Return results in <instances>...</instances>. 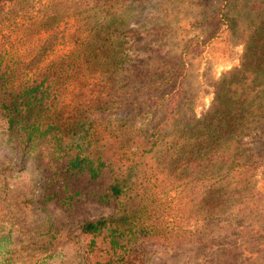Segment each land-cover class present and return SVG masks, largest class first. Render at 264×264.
I'll use <instances>...</instances> for the list:
<instances>
[{"label": "trees", "instance_id": "1", "mask_svg": "<svg viewBox=\"0 0 264 264\" xmlns=\"http://www.w3.org/2000/svg\"><path fill=\"white\" fill-rule=\"evenodd\" d=\"M142 1L48 0L35 9L36 0H12L0 6V25H13L15 36L0 50V116L22 160L38 159L47 185L43 202L70 209L87 200L112 209L82 224L88 238L83 264H144L143 243L195 242L188 223L213 227L232 213L243 217L246 201L258 198L255 173L262 161L246 141L264 137V0H244L240 7L220 0L210 19L244 37L243 53L240 64L215 81L199 117L189 97L172 91L164 96V117L149 131L121 121L103 128L70 121L98 102L82 97L71 106L65 102L70 91L126 70L125 29ZM69 20L71 47L51 55L57 29ZM194 41L183 53L197 47Z\"/></svg>", "mask_w": 264, "mask_h": 264}, {"label": "rangeland", "instance_id": "2", "mask_svg": "<svg viewBox=\"0 0 264 264\" xmlns=\"http://www.w3.org/2000/svg\"><path fill=\"white\" fill-rule=\"evenodd\" d=\"M11 1L0 0V6ZM47 1L36 0L35 9ZM243 1L235 3L240 7ZM219 3L143 0L125 29L126 70L70 91L65 102L71 106L77 107L82 97L98 101L90 109L87 103L70 121L93 122L99 128L121 121L149 131L164 117L165 94L172 91L189 97L191 113L202 115L213 98L215 81L237 67L243 53L244 37L233 34L224 21L210 19ZM73 30L72 20L59 26L51 55L71 47ZM12 31L13 25H0V50L14 42ZM189 40L197 47L183 53ZM258 136L246 141L254 145L262 168L255 173L258 198L246 201L245 216L232 213L213 227L191 221L186 229L195 233V242L143 243L144 264H264V137ZM37 160H22L0 116V264H83L88 238L81 233L82 224L106 217L112 209L87 200L70 209L55 200L44 203L47 185Z\"/></svg>", "mask_w": 264, "mask_h": 264}]
</instances>
